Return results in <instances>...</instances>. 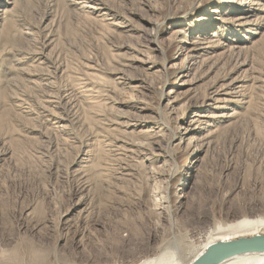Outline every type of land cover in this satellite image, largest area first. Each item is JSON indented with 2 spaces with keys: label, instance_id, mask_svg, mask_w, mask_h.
Returning <instances> with one entry per match:
<instances>
[{
  "label": "rangeland",
  "instance_id": "rangeland-1",
  "mask_svg": "<svg viewBox=\"0 0 264 264\" xmlns=\"http://www.w3.org/2000/svg\"><path fill=\"white\" fill-rule=\"evenodd\" d=\"M220 1L0 0V264H139L264 218V0Z\"/></svg>",
  "mask_w": 264,
  "mask_h": 264
},
{
  "label": "bare ground",
  "instance_id": "bare-ground-1",
  "mask_svg": "<svg viewBox=\"0 0 264 264\" xmlns=\"http://www.w3.org/2000/svg\"><path fill=\"white\" fill-rule=\"evenodd\" d=\"M208 4H211L213 1H217L218 4H223L220 0H206ZM243 2V1H242ZM1 16V15H0ZM155 37L158 36V33L154 35ZM181 46V41L178 40V37H175L172 42L170 43L169 48L171 49L170 53H174L176 50H178ZM170 51V50H169ZM185 61L182 65H180L178 68L173 69L169 74V80H172L177 75H182V77H185V73H189L192 71V68L188 64V62H191L194 67L198 63L199 55H198V49L197 47H186V52L184 54ZM202 57V56H201ZM198 65V64H197ZM177 78V77H176ZM177 82V81H176ZM230 88V87H229ZM222 90H224L222 88ZM218 91V95H222L224 91ZM188 91V90H187ZM230 93H227V95ZM228 98V97H227ZM230 99V98H229ZM229 102L228 99L224 100V103ZM215 103H220V101L216 99ZM221 116V115H220ZM185 123V119H184ZM180 127H177L172 132V139L177 140L178 137L181 135ZM187 132H190L191 128H185ZM194 138V137H193ZM189 140V150L191 151L195 146L194 139L190 138ZM196 140V139H195ZM201 149H195L193 151V157L197 158L200 154ZM151 161V160H150ZM179 177L176 173H172L169 178V184L168 189L170 186V193L167 192L166 197L164 200V203L171 202V199L173 197V191H171V186L173 187L176 182H178ZM183 189L187 184H182ZM182 189V190H183ZM176 197V196H175ZM174 198V197H173ZM178 198L175 199V206H178ZM162 202V201H161ZM168 205V204H167ZM169 207V206H167ZM177 209V208H176ZM216 221V220H215ZM261 232H264V218H258L255 220H250L247 218H244L240 221H236L234 223L227 224L225 227H222L219 223H214L213 228L209 229L205 235V241L201 243L200 249L195 252V248H193L192 243L184 244L177 249L176 246H174L176 249L173 248V244L169 241H162L159 248L157 249L156 253L153 256L147 257L145 260L141 261L139 264H175V258L178 257L179 260L182 262V264H189V259L195 255H198L204 251L207 250L208 246H210L213 243L220 242V241H231L235 240L241 237H251L255 236L257 234H261ZM184 242V241H183ZM30 251V249H28ZM26 251V250H24ZM38 253V252H37ZM37 253L35 251L31 250V253L29 255L30 259H27V253L21 252L19 250H13L9 254V258L13 261H15L16 264H34V261L37 257ZM175 254L173 256L172 254ZM1 260V258H0ZM10 261V260H9ZM217 264H264V252L259 253H247V254H241L233 256L223 262L217 263Z\"/></svg>",
  "mask_w": 264,
  "mask_h": 264
},
{
  "label": "water",
  "instance_id": "water-1",
  "mask_svg": "<svg viewBox=\"0 0 264 264\" xmlns=\"http://www.w3.org/2000/svg\"><path fill=\"white\" fill-rule=\"evenodd\" d=\"M259 252H264V234L213 243L192 264H217L236 255Z\"/></svg>",
  "mask_w": 264,
  "mask_h": 264
},
{
  "label": "clouds",
  "instance_id": "clouds-1",
  "mask_svg": "<svg viewBox=\"0 0 264 264\" xmlns=\"http://www.w3.org/2000/svg\"><path fill=\"white\" fill-rule=\"evenodd\" d=\"M172 255L175 256L174 253ZM175 264H182L178 257L175 258Z\"/></svg>",
  "mask_w": 264,
  "mask_h": 264
}]
</instances>
